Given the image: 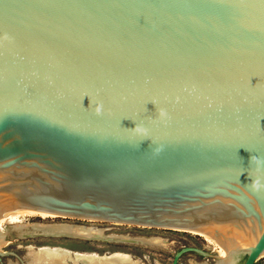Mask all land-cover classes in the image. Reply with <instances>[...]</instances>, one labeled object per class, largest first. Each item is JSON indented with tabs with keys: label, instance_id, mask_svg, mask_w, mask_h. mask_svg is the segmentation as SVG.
Masks as SVG:
<instances>
[{
	"label": "water",
	"instance_id": "95a60500",
	"mask_svg": "<svg viewBox=\"0 0 264 264\" xmlns=\"http://www.w3.org/2000/svg\"><path fill=\"white\" fill-rule=\"evenodd\" d=\"M0 199L264 252V0H0ZM219 259L198 247L185 253ZM5 253L0 251V261Z\"/></svg>",
	"mask_w": 264,
	"mask_h": 264
},
{
	"label": "bare ground",
	"instance_id": "6f19581e",
	"mask_svg": "<svg viewBox=\"0 0 264 264\" xmlns=\"http://www.w3.org/2000/svg\"><path fill=\"white\" fill-rule=\"evenodd\" d=\"M26 216H40L42 218L73 217L39 209L23 207L11 203L5 199H0V249L10 245V240L7 237L10 233V230L5 227V224L12 225L24 239L42 233L44 236H71L85 240L121 241L122 243L128 242L152 247H163L167 245L166 240L160 236L151 235L145 237L116 234L108 235L106 233L107 229L105 228H99L85 224H25L22 222V218ZM76 218L88 221H102L79 217ZM138 226L153 228V226L142 224H138ZM173 229L186 230L195 234H199L203 236L208 242L215 244L217 246L215 251L220 257L216 264H236V260L226 258L225 254L238 248L251 247L257 242L256 238L249 239L241 230L232 228L229 225L193 229ZM23 248L26 251V257L29 260V264H139V261H135L131 255L122 252H115L110 255H101L98 253L77 252L63 247H35L34 245H27ZM261 257H264V252L262 253ZM6 264L19 263L8 260Z\"/></svg>",
	"mask_w": 264,
	"mask_h": 264
},
{
	"label": "rangeland",
	"instance_id": "374dc122",
	"mask_svg": "<svg viewBox=\"0 0 264 264\" xmlns=\"http://www.w3.org/2000/svg\"><path fill=\"white\" fill-rule=\"evenodd\" d=\"M25 224L43 223L47 225L60 224H85L107 229V234L112 235H131V236H160L167 242L163 247H152L135 243L108 241V240H85L71 236H44L42 233L24 239L10 224H5L10 230L7 236L10 245L3 247L0 251L5 254L2 256L0 264H6L8 260L19 264H29L26 251L23 248L27 245L35 247L51 246L63 247L69 250L86 253H98L101 255L122 252L131 255L134 259L142 261L144 264H172L175 254L184 247H198L208 251L213 255L216 253L217 246L208 242L203 236L186 230L170 228H146L135 224H120L112 221H88L75 217H49L26 216L22 218ZM23 246V247H22ZM245 257L237 260L236 264H243ZM214 257H204L194 252L185 253L179 264H216ZM256 264H264V257H260Z\"/></svg>",
	"mask_w": 264,
	"mask_h": 264
},
{
	"label": "flooded vegetation",
	"instance_id": "af4514ba",
	"mask_svg": "<svg viewBox=\"0 0 264 264\" xmlns=\"http://www.w3.org/2000/svg\"><path fill=\"white\" fill-rule=\"evenodd\" d=\"M202 256V255H201ZM135 261H139L137 259H135ZM245 261V260H244ZM244 263V262H243ZM139 264H144L142 261H139Z\"/></svg>",
	"mask_w": 264,
	"mask_h": 264
}]
</instances>
